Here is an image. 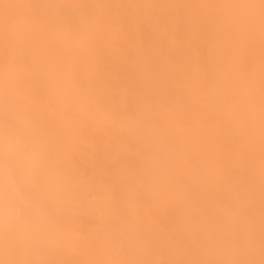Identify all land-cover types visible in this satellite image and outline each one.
I'll use <instances>...</instances> for the list:
<instances>
[{
  "label": "bare ground",
  "instance_id": "1",
  "mask_svg": "<svg viewBox=\"0 0 264 264\" xmlns=\"http://www.w3.org/2000/svg\"><path fill=\"white\" fill-rule=\"evenodd\" d=\"M0 264H264V0H0Z\"/></svg>",
  "mask_w": 264,
  "mask_h": 264
}]
</instances>
